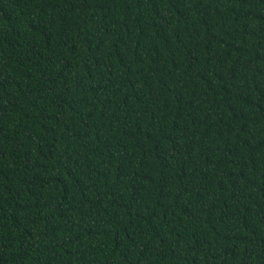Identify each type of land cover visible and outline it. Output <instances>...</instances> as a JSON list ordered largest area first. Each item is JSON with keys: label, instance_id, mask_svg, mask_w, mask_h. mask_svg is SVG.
Instances as JSON below:
<instances>
[{"label": "trees", "instance_id": "trees-1", "mask_svg": "<svg viewBox=\"0 0 264 264\" xmlns=\"http://www.w3.org/2000/svg\"><path fill=\"white\" fill-rule=\"evenodd\" d=\"M0 264H264V0H0Z\"/></svg>", "mask_w": 264, "mask_h": 264}]
</instances>
